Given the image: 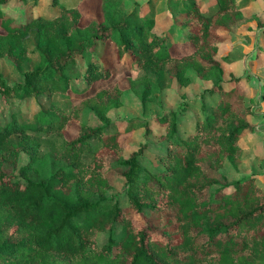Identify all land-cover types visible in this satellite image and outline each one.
Here are the masks:
<instances>
[{"label": "trees", "instance_id": "1", "mask_svg": "<svg viewBox=\"0 0 264 264\" xmlns=\"http://www.w3.org/2000/svg\"><path fill=\"white\" fill-rule=\"evenodd\" d=\"M11 1L0 0V59H8L22 81L9 85L0 71V100L48 97L49 103L31 122L13 113L0 122V264H264V191L248 178L226 193L231 184L218 172L226 161L237 164L239 139L254 126L249 86L242 78L223 80L221 63L228 58L217 53L220 36L242 19L236 0H214L206 10L202 0H182L174 16L188 37L181 45L173 31L151 32L153 20L135 24L121 0H100L101 18L86 24L78 6L15 22L3 9ZM32 36L37 61L24 68ZM109 44L118 62L142 72L128 81L143 105L155 100L159 79L186 84L189 69L217 94L188 135L181 136L169 116L155 118L165 129L162 169L142 165L144 145L124 155L123 131L107 116L122 103L119 81L73 102L72 95L112 78L102 60ZM85 108L100 126L82 122ZM73 125L77 133L68 138ZM40 133L59 137L61 150L41 153L34 138ZM22 153L28 160L18 165ZM118 181L122 190L108 196ZM100 233L107 234L102 244Z\"/></svg>", "mask_w": 264, "mask_h": 264}, {"label": "rangeland", "instance_id": "2", "mask_svg": "<svg viewBox=\"0 0 264 264\" xmlns=\"http://www.w3.org/2000/svg\"><path fill=\"white\" fill-rule=\"evenodd\" d=\"M202 1L204 10L214 5V0ZM32 2L33 0H12L3 9L15 22L25 21L38 15L56 16L61 6H78L82 14V24L88 23L92 18H101L102 16L99 10L100 0H57V2L37 0L33 8L29 7L33 4ZM236 2L242 11V19L235 24L230 32L225 31L220 36L217 53L220 57L228 58L221 63L223 80L228 81L232 77L242 78L249 86L252 96L247 99V103L254 108L252 115L254 126L253 130L246 132L239 139L243 154L237 164L226 161L218 170L231 184L224 190L226 193L233 191L232 184L234 182L248 178L254 179L256 185L264 191V102L260 100L264 92V0H236ZM119 3L125 14L132 15L131 20L135 24L153 20L154 25L151 32L162 34L169 30L173 31L171 36L173 41H182L178 45L185 44L183 41L188 38L185 30L174 23V16L182 11V0H121ZM34 45L32 36L28 39L31 51L30 62L26 63L24 68L33 67L37 61V55L32 50ZM102 60L112 68V78L96 83L86 91V94L72 95L73 102L79 103L83 97L92 94L99 87L112 85L119 81L123 88L122 103L119 107L108 111L107 116L117 128L123 131L120 141L125 147L124 155L128 157L144 145L140 154L142 165L150 169H162L158 156L165 151L166 142L161 138L165 129L155 121V118L169 116L177 123L178 133L181 136L188 135L193 131L196 121L202 118L203 109L212 106L217 99V94L210 95L208 93L212 83L198 78L193 69H189L186 73L188 78L186 84H180L176 79L166 75L158 80L162 88L156 93L155 100L148 101L143 105L136 92L129 88L128 81V78L141 77L140 69L136 66L130 69L129 66L118 62L115 50L110 44L105 48ZM0 71L9 85L22 81L21 75L8 59H0ZM152 78L156 79L155 76ZM77 87L84 88L85 83L78 82ZM56 100L60 101V98L56 97ZM48 103V97L38 100L34 98L9 100L7 103L0 100V122L8 120L12 113L19 122H31L34 115ZM81 120L91 127L101 125L94 112L89 108L83 110ZM131 121L136 122L134 129H130ZM146 125H149V133H147ZM77 130L78 126L73 125L67 137H74ZM12 138L14 141H18L17 135ZM34 138L40 143L41 153L49 150H61L62 140L55 135L40 133L35 134ZM92 143L94 148L99 146L97 140ZM83 158L85 162H88L91 154H85ZM27 160L28 156L22 153L18 165ZM120 190H122V184L121 181H118L113 189L107 191V195H113ZM119 202L121 205L126 204L123 194H120ZM135 219L140 221L138 216ZM106 238L107 234L100 233L97 236V241L102 244Z\"/></svg>", "mask_w": 264, "mask_h": 264}, {"label": "crops", "instance_id": "3", "mask_svg": "<svg viewBox=\"0 0 264 264\" xmlns=\"http://www.w3.org/2000/svg\"><path fill=\"white\" fill-rule=\"evenodd\" d=\"M211 6H212V5H211ZM211 6H210V7H211ZM207 9H208V8H207Z\"/></svg>", "mask_w": 264, "mask_h": 264}]
</instances>
